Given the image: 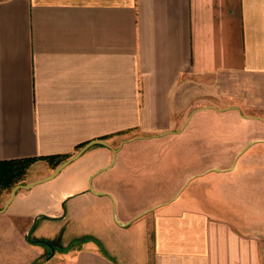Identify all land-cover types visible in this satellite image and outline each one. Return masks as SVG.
Returning <instances> with one entry per match:
<instances>
[{
	"label": "crops",
	"instance_id": "crops-1",
	"mask_svg": "<svg viewBox=\"0 0 264 264\" xmlns=\"http://www.w3.org/2000/svg\"><path fill=\"white\" fill-rule=\"evenodd\" d=\"M190 124L198 138H151ZM93 140L106 144L3 209L9 194L0 220L24 216L20 204L62 173L83 187L70 213L114 200L129 236L82 246L69 264H264L261 222L244 211L264 192V0H0V161L73 156ZM156 141L202 163L207 204L156 203L136 225L124 188Z\"/></svg>",
	"mask_w": 264,
	"mask_h": 264
},
{
	"label": "rangeland",
	"instance_id": "rangeland-1",
	"mask_svg": "<svg viewBox=\"0 0 264 264\" xmlns=\"http://www.w3.org/2000/svg\"><path fill=\"white\" fill-rule=\"evenodd\" d=\"M188 88L186 86L181 88L186 101H190L192 98ZM203 128L200 127L199 129ZM214 135L217 138L218 132L214 131ZM151 138H198V133L194 132L190 124L182 135L170 134L165 137L164 135H156L151 136ZM136 146L139 145L136 144ZM182 146L184 149L183 152H180ZM185 146V144H175L169 141H156L139 148L140 155L138 157H142L143 161L138 162L136 160L134 164V171H137L134 173L135 181L133 182L129 177L130 181H126L128 185L124 188L127 191L124 198L127 211L125 218L131 217L156 203H164V201L167 203L174 200L173 202L178 205L188 206L193 199L198 198L207 204V188L202 183V177L194 175L202 163L196 162L190 149L185 148ZM57 166L48 160H38L31 163L23 168V173H20L21 180L13 186L45 178L50 175L48 172L52 174ZM75 179L76 176L74 175L64 177L61 173L55 181L39 184L33 197L20 204L27 205L23 208H16L24 216H16L14 221L10 218L9 222L8 220H0V227L5 228L0 232V264H69L72 258L69 253L82 246L103 247L104 250L109 251L113 239H121L122 242L129 239L126 231L122 233V228L118 224V218L122 219L123 214L120 211L117 213L114 200H112L111 212L103 206L96 210L88 207L86 212L82 209L80 213L78 211L70 213L69 206L77 203L78 199L80 201V198L84 199L83 194H74L76 191L83 190V187L79 188L80 184H77ZM13 186H0V203H4L2 201H5L7 196L11 194ZM66 194L72 195L62 202ZM59 198H61V202ZM52 201L55 202L52 204ZM200 201L199 205L202 206ZM48 202H51L52 209L42 212V215L35 218L34 215L38 213L39 208ZM56 211H59L61 215H56ZM244 211L250 217H256L261 222L259 230L264 235V192L260 206L256 208L247 207ZM152 212L153 210L147 214L141 212L142 216H139L140 214L137 215L139 217L135 216L137 217L133 218L136 220L135 224H141L142 220H145L148 214ZM13 223L18 226L17 229H13ZM29 223L31 227L26 231L23 241L32 247H24L20 241L21 236L17 232L19 229H25ZM30 231H32V239L47 240L52 244L54 250L44 243L29 240L28 233Z\"/></svg>",
	"mask_w": 264,
	"mask_h": 264
},
{
	"label": "trees",
	"instance_id": "trees-1",
	"mask_svg": "<svg viewBox=\"0 0 264 264\" xmlns=\"http://www.w3.org/2000/svg\"><path fill=\"white\" fill-rule=\"evenodd\" d=\"M84 145L85 143L80 144L77 147L79 149V147H83ZM69 157H71V155L68 154L0 161V186L10 187L16 184L21 180L20 173H23V168L38 160H48L53 162L54 166H56Z\"/></svg>",
	"mask_w": 264,
	"mask_h": 264
},
{
	"label": "water",
	"instance_id": "water-1",
	"mask_svg": "<svg viewBox=\"0 0 264 264\" xmlns=\"http://www.w3.org/2000/svg\"><path fill=\"white\" fill-rule=\"evenodd\" d=\"M95 144H106V142L102 141V140H93L87 144H85L80 150L77 151L76 154H74L73 156L69 157L68 159L64 160L63 162H61L53 171L52 174H50L49 176L39 179L37 181L34 182H30L27 184H17L15 186H13L12 190H11V194L8 197L5 206L3 207V209L7 208L11 202L14 200L17 192L21 189H28L40 182H44V181H48L53 179L55 176H57L65 167H67L71 162H73L74 160H76L77 158H79L90 146L95 145ZM3 209H0V211H2ZM45 217V216H44ZM28 238L29 240L35 241V242H40V243H44L50 247H52V249L54 250L52 244L50 242H48L47 240H43V239H38V240H34L32 239V231H30L28 233Z\"/></svg>",
	"mask_w": 264,
	"mask_h": 264
},
{
	"label": "flooded vegetation",
	"instance_id": "flooded-vegetation-1",
	"mask_svg": "<svg viewBox=\"0 0 264 264\" xmlns=\"http://www.w3.org/2000/svg\"><path fill=\"white\" fill-rule=\"evenodd\" d=\"M46 245V244H45Z\"/></svg>",
	"mask_w": 264,
	"mask_h": 264
}]
</instances>
